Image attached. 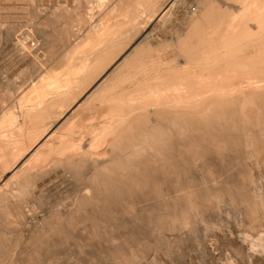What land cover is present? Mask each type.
I'll use <instances>...</instances> for the list:
<instances>
[{
  "label": "bare ground",
  "instance_id": "6f19581e",
  "mask_svg": "<svg viewBox=\"0 0 264 264\" xmlns=\"http://www.w3.org/2000/svg\"><path fill=\"white\" fill-rule=\"evenodd\" d=\"M67 1L68 0H66V2ZM69 1H74V0H69ZM78 1L80 3H83L84 7L83 9L78 11L77 14L79 16L77 17H80V19L83 21H86L87 18H89L90 20V21L88 20L90 24L89 26H87L88 28L86 30V33L83 34L84 42L86 43V45L88 44L90 46H96L99 43L105 44V46L103 45L102 47H99L101 48L99 49V51L101 50V52L98 53V51L96 52L94 51V53H97L95 54L96 55L95 57L90 56L92 59L94 57L93 61L95 65L98 66L104 63L105 61L110 60L113 57L112 56L113 49H110V48H114L117 45L116 43L117 41L115 42L114 38L117 37L116 35H118L117 34L118 32L116 33V35L114 34L111 35L112 32L119 30V28L121 27H128L125 32L121 33V35H123V33L131 34L132 32L134 33V35L130 39L129 44L125 47L127 49L123 50L124 53L121 51V53H123V56L119 54V56L121 57L117 56L119 59L117 58L114 59L115 61L113 60V62L110 63L103 70L102 73H100L92 82H90L87 85V87H85L81 91V93H79L78 97H76L77 98L76 100H74L72 103L69 101L71 105L65 111H63L60 115H58L57 117H53V119L50 120L51 122L49 121L50 124L47 123L49 124L48 127H45V129L42 128L43 132L40 134V136L38 135L39 137L36 143L32 145L27 144L28 146H26L25 148L26 139L22 140L21 142L16 140L13 143L11 142L12 146H9L8 148L5 149V151L1 155L2 159L0 158V160H2L0 162V199H3V198H6L7 196L19 193L20 191L24 192L25 187H27V184L29 182L31 183L32 178L33 179H35L36 177L39 178L40 175H42L46 171L45 169H47L48 167L45 164H43V160H44V157H47V155L50 156L52 152L59 154V152H64L66 150L70 151L69 153H66L65 156H63L62 153L60 155L51 156L50 162L53 163V166L52 165L50 166H52V170L55 167H56L55 170H57L58 164L61 165L64 161L66 162V160H69V162L70 160H76L78 163H80L86 160L87 157L91 158L89 157L92 155L90 152L91 145L99 141L98 139H99V136L102 135V132L104 133L107 132L110 134V137L106 138V139H109L108 147L110 146V150H109L110 152L108 153L109 154L111 153L110 157L108 158L100 157V159H103V160H100L97 155H96L97 158L92 155L94 157L92 158L94 161L93 160H90V161H93L92 162L93 165H96L95 163L102 164V166L100 164L99 165L101 167H104L102 169H107V171L108 169H111V171H114L115 169L122 170V171L131 170L130 175L133 180L137 181V183L148 182L150 181L153 175L158 174V173H161V174L165 173L166 177H164L162 181L166 185L164 189H166L169 193V196L167 198V200H169V205L174 210H171L170 213L168 214L170 223L166 228L168 231L167 232L165 231L166 237L164 236L165 234L164 235L162 234L164 232H161V231L160 232L162 236L170 239L171 240L170 242L174 241L175 244H177V247L179 246L181 250H185V248L190 247L188 246V244H186V242L189 240V237L192 238V236H190L192 234L191 232L193 229H195L198 223H203V226L206 231L213 230L214 227L216 229L217 226L222 225V222H224V217L221 213V207H220L221 204H218V202L219 201L221 202L222 201L221 199L228 197V194L223 195L222 193V191L225 188H227L231 192L230 197L226 198V201H228L231 198L230 199L231 202L233 203L236 202V205L239 204L237 206H240V207L239 208L236 207L235 210L236 212L238 210V213L240 211L243 214V217L245 218V220L248 219L250 220V222H253L251 220H254V219L257 220L256 218L264 217V181H261V179L259 178L257 179L255 176L256 173L259 174V173L264 172V0H201V2L199 0V2L201 3L200 9H202L199 17L196 16V18H192V17H189L190 15L188 16L190 19V22H189V27H187L188 28L187 31H185L186 32L185 36H183L182 37L183 39H181L180 41L176 40L178 41L179 46L181 48L178 50L177 48L174 47V50L177 49L179 52L178 53L179 56L177 55V57H174L175 59H173L174 64L176 66H183V74L181 75L186 76V79L181 81L179 84H181V86L187 85L188 87L187 90L190 92L189 95L186 94L185 96L183 93L184 95L183 97H177L172 100L170 99L164 100L163 102L160 103L161 105H158L156 107L149 106L150 108H148L147 110H143L142 108H144L143 106L145 104V100L149 97V94L151 93V89H152L150 87L151 85L150 82L147 81V83L145 82L143 86H139L133 90V94L136 93L138 95L135 98V100L138 98L135 104H132V101L130 102L131 103L130 104L129 103L130 100H127L125 97H122V96L117 97V102H119L117 104V108L121 111H125V112L129 111V114H127L126 116L124 115V117L118 116L117 118L118 124L101 125L99 126L98 133L96 131L98 128L97 127L98 124L96 126H93V128L95 127L94 132H92L93 130H90L91 136L89 135L90 138H87L89 139L88 141L81 139L83 138L82 136L79 137L75 135L74 136L72 135L73 137H70V138H65V135L62 133L61 135L58 136L59 139L54 144L52 142L51 143L49 142L50 137L52 136V133L56 130V128L60 127L61 125L69 121L68 119L70 115L73 113L74 111L73 109L77 108V105H80L78 104L80 101L90 98L97 90L99 91L100 89H102V87L107 81H109L108 82L109 86H112L116 82V80L120 79L121 77L124 78V76L126 77L128 74V70L123 71L124 69L123 68L120 69L119 68L120 66H123V67L127 66V68H129L130 66L132 67V65L133 64L135 65V63L143 62L142 54L144 53L148 55L152 54L151 48H149L150 44H149L148 38L152 35V32L155 31V28H157L158 26H162L163 24H164L163 26H165V23L167 22V18L171 19L169 15L171 12H173L172 8L174 6L176 7L175 4L179 2V0H112L111 5H109L108 8H105L106 6L104 7V5L106 4L107 0H78ZM2 2L3 1H1V3ZM8 4L9 5L11 4L12 6L11 1ZM95 7L101 10L100 12L97 10L99 13L94 11L99 15L97 17L94 16V19L90 15H88L89 17L86 16L87 15L86 12H88L89 10L93 11ZM144 13H148L149 15V16L147 15L149 19L147 18L148 21L145 22L146 24L142 22L144 18ZM52 15L54 16V14ZM110 18H114L113 22L109 21ZM141 23H143L144 25H141ZM187 23H188V20H187ZM24 35H25L24 36L25 41L23 42L27 44L31 40L30 32L28 34L25 33ZM170 39L171 38H169V40ZM175 39L177 38L175 37ZM160 43L161 42H159V44ZM167 44L169 45V43ZM12 45L14 46L13 55L15 54L19 58V60L17 61L19 65L20 64H25V65L30 64L31 65L34 63L33 62L34 57L32 59L31 54L26 51L25 47L22 44L18 42V43H12ZM145 45L147 46L143 48ZM163 45H160V46H162L163 48L165 47ZM76 47L77 46H72L70 50L68 49L69 52H67L65 55L66 61L69 62L71 66V69L68 67L70 70L64 71L63 73L60 72L58 74L48 73L47 75V73H45L47 76V77L45 76V78H47V80H45L40 85V89L37 91L35 90V92L34 93L32 92V94L30 91L31 95H29V98H31L35 102L34 103L35 105L33 108H32L33 105H31V108L29 106V108L31 109V110L29 109L30 110L29 114L31 116L36 117L38 115L48 114L50 110L53 111L54 105L61 104L62 102L65 101L64 99L67 98V94H66L65 98H61L60 100H57V101H50L51 99L46 100L47 97L45 98V96L47 95L49 91L50 84L56 82L58 85H60V82H67L68 87H69L68 92L71 93L74 91L75 88L72 86V84L73 82H76L77 80H79V73H80V67L71 61L73 57V53H74V48ZM103 48H106V49L102 51ZM165 49L166 48H164L163 51ZM136 50L137 51L139 50L142 53L140 52L141 54L139 53L134 59H132L131 61H128L127 58H129L132 52H135ZM175 52L173 51V54ZM157 54L155 55L157 56ZM159 55L161 56L162 54L159 53ZM156 56H154V58H156ZM169 56L170 55H168V59H169ZM90 57L88 58L91 60ZM158 57L156 59H159ZM164 57H166V55L163 56V58ZM88 58L87 60H89ZM15 59L17 60L16 57ZM165 59H167V57ZM160 60H162V58ZM78 61H77L78 63H81L80 60ZM197 62L198 64H195ZM88 63H87V68H89L90 66V64L88 66ZM14 64L17 65L15 62ZM35 64H37V62H35ZM151 65H154V64H151ZM33 66L35 65L33 64ZM36 67H38V65H36ZM191 68L199 69V71L206 73L209 79L203 86V88L205 87V89L203 88L196 89L194 82H192L188 78V77H191V75H193V77L196 75V71L190 72ZM151 70L153 71V69ZM115 71L116 73L114 74ZM146 71H148V69ZM160 71L161 70H159V72ZM40 73H41V70H40ZM112 73L114 74L113 78L110 77ZM61 74L65 75L64 78L60 77ZM40 75H42V73ZM144 75L148 76L145 73ZM162 75L164 76V74ZM206 75L204 77H206ZM40 78H43V77H40ZM140 79H142V77ZM135 82L137 83L136 80ZM32 84H33V81H32ZM126 86L132 87L131 85H126ZM75 87L77 89L78 86H75ZM122 87L124 86L122 85ZM130 87L128 88L130 89ZM198 87H200V85ZM25 89H29V88L27 87ZM124 90H126V88ZM58 92L62 93V91H58ZM100 92H101V95H103L104 90L103 91L101 90ZM53 94L55 95L56 93L53 91ZM116 94L114 95L116 96ZM47 96L49 97L52 96V93L51 95L49 94ZM25 97H28V96H25ZM1 99L3 100L4 98H1ZM132 99L134 98H131V100ZM112 101H114V99H112ZM7 106H10V105H7ZM24 109L26 108L24 107ZM9 110L8 112H4V113H2V110H1L2 114L0 113L1 114L0 115V136L2 137L3 135L5 136L9 133L16 132L14 131L13 127L11 128L13 124H15V127L18 126L19 128H21L20 123L22 122L21 121L20 123L16 122L17 116L14 113L15 111L11 112ZM19 110H18V113H19ZM103 110L104 109H102V111ZM130 110L134 112H131ZM22 118H25V117H21L20 120H22ZM115 118L113 120H115ZM108 122L110 123V121ZM111 122H113L112 119H111ZM41 125L36 124V125H33L32 127L29 126L31 129L28 131L27 135L31 134L30 137H32V133H34L38 129H41ZM26 128H25V131H26ZM53 135H55V133ZM36 136L37 135H35L34 137ZM101 140H102V137L100 141ZM43 143H50L48 144V154L46 155H44L41 149V145ZM22 149L23 151L20 154L19 158L16 159V162L13 161L15 162V164L12 165V167L9 169L3 168V165H5L11 159L14 153ZM92 150L93 149H91V151ZM107 150L105 148L104 151L107 152ZM31 158H34V160ZM30 159L33 161L29 163ZM107 159H109L108 161H110L108 162L109 164L107 163ZM193 161L199 162V165H200L199 169L201 171L200 173L201 175H198L196 173L190 174L188 173L189 170L185 168L179 169L180 165L187 166V164ZM65 162L62 165L67 166L68 162L66 164ZM143 162H149L148 164H151V165H148L147 167L144 166L146 168V173H147L146 178H142V177L138 178V175L134 174L136 170L135 168L137 167V165H140V163H143ZM196 164L197 165L195 167L197 168L198 163L196 162ZM73 165L76 166V164L74 163ZM61 167H64V166H61ZM94 167H98V166H94ZM138 167L142 168L141 166H138ZM52 170L50 171L47 170V172L49 171L51 173ZM53 172H57V171L53 170ZM137 173L139 174V172ZM157 177L156 176L155 178L153 177V180H152V186L154 188H155L154 185H156V182L160 181V178H157ZM89 179L91 180V178ZM106 179L105 181L103 180V182H106ZM33 181H35L34 182L35 184L36 182L38 184V179L33 180ZM8 182L11 183V186H10V183ZM7 183L9 184L10 188L8 187ZM127 184L128 183L126 182L124 178H120L119 187L117 186L118 187L117 191H119V195H116L113 192L114 190H112V192L109 193L110 195L105 199L111 200V202L114 201L115 199L127 202L126 199L128 197L123 196L124 195L123 193H127V191L129 190V187L127 186ZM95 185L97 186V184ZM100 185L102 184L100 183ZM93 188L94 186H92V190H95L93 194L90 195L87 193L88 196L82 195V198L87 199L90 202H92L91 199H96V198L100 199L102 193L98 194L97 192L96 194V189L95 188L93 189ZM18 201L20 200L18 199ZM81 201L82 200H80L78 203L80 204ZM83 204L81 205L84 206ZM6 209H4V211H6ZM65 213H67V211L62 212V214H65ZM7 214H4V219L9 221L10 219L8 218V216L10 214L9 215ZM77 214L76 216H78ZM72 219H73V216H72ZM177 220H180V223L177 222ZM69 221L71 222L70 219ZM152 221H153L152 217H149L148 222L151 223ZM227 222L229 223V220ZM145 224L146 223H144V226H146ZM2 225H3L2 227H4V224ZM18 226H15V228L16 227L18 228ZM7 227L6 229L8 232V228L10 226L8 228ZM228 227H229V224H228ZM229 228H228L229 232L226 230L227 232L219 233L220 232L219 231L218 233H216L215 231L213 233H215V235L219 237L221 241L226 240L229 242V244H231L235 248L236 250L235 255L237 258L236 260L237 262H234V263L235 264H264V242L263 241L253 242L249 240L244 234V232L242 231V229H240V227L237 225H233L231 226L230 229ZM13 230H15V233H17L16 229H13ZM148 230H151L152 233L154 234L155 232L156 234H160V232L157 233L158 229L156 230L154 226ZM19 231H21V228L19 229ZM164 237H161V239ZM168 239L167 241H169ZM171 244L169 245V243H166V245L170 247L175 245L174 243H171ZM207 244L209 243H206L205 236H203L199 245L203 247L204 254L202 253V255L198 256L199 261L197 260L194 261L192 259L188 260L189 261L188 264H213V262L215 263V259L217 255H215V253L213 252L211 248L212 246L210 247ZM20 248L13 249L11 253L5 252L2 254L1 252L0 260L7 258L8 264H19V262H24L23 259L25 257L22 256L24 251L22 252ZM1 251H4V249H2ZM48 252H43V253L40 251L35 252L34 253L35 255L32 258V260L27 261V262L25 261V262L26 264H48L49 262L47 261L48 263H46V261L44 260V259H47L45 257L48 256L46 255L48 254ZM30 253L28 255H31ZM139 255L140 254L137 252L129 253L128 256L131 257L132 264H133V260H136V263H137L138 258L140 257ZM122 263H123L122 259L115 260V264H122ZM138 263H140V261H138Z\"/></svg>",
  "mask_w": 264,
  "mask_h": 264
},
{
  "label": "rangeland",
  "instance_id": "374dc122",
  "mask_svg": "<svg viewBox=\"0 0 264 264\" xmlns=\"http://www.w3.org/2000/svg\"><path fill=\"white\" fill-rule=\"evenodd\" d=\"M1 1H3V2L1 3ZM1 1H0V99L1 98H4V99L0 100V113H1V110H2V113H4V112H8V110L11 109L9 111H11V112L15 111L14 113L17 116L16 122L20 123V121H21L22 123H20L21 128H19L18 126H16L17 127L16 128L15 124H13L11 126V128L13 127L14 131H16V132L9 133L5 136L3 135V137L0 136L1 137L0 138V158H1L2 153L5 151V149L8 148L9 146H12V143L16 140L21 142L22 140L26 139L27 142L25 141V148L28 145H32V144L36 143L38 140V137L43 132L42 128L45 129V127H48L50 122H51L50 120H52L53 117H57L63 111H65L71 105V103L77 99L76 97H78L79 93H81V91L85 87H87V85L90 82H92L100 73H102L103 70L110 63H112L114 59H116V58L119 59L118 57L123 56V53H124L123 50L127 49L125 47L129 44L130 39L134 35L133 32L131 34L123 33V35H121V33L125 32L128 27H121V28H119V30L112 32L111 35H113V34L116 35L117 32H118L117 34L119 35V37H118V35H116L118 38L117 37H115L116 39L114 38V41L115 42L117 41L116 42L117 45L114 48H110V49H113V55H112L113 57L110 60L105 61L104 63L97 66L94 64V61H93L94 57L96 56L95 54H97V53H94V51L95 52L98 51V53L101 52V50L99 51V49H101L99 47H102L103 45L105 46V44L99 43L96 46H90L88 44L86 45V43L84 42V35L83 34L86 33V30L88 28L87 26H89V24H90V22H89L90 20H89V18H87L86 21H83L80 19V17H77V16H79L77 14L78 11H80L84 7L83 3H80L78 0H76V1L75 0L74 1L68 0L67 2H66V0H45V1L44 0H14V1L13 0H9V1L1 0ZM10 1L12 2V6H11V4L10 5L8 4ZM4 2H6V3H4ZM72 2H73V4H72ZM111 2H112V0H107L104 7L106 6L105 8H108V6L111 5ZM179 2H177L175 4L176 7L174 6L172 8L173 12H171L169 15L171 17V19L167 18V22L166 21H165L166 23L164 22L165 26H163L164 25L163 24L162 26H158L157 28H155V31H153L154 34L152 32V35H151L152 37L150 36L148 38L149 44H150L149 48H151L152 54L151 55H148L145 53L142 54L143 55V62L135 63V65L133 64L132 67L130 66L129 68H127V66H125V67L120 66L119 68L120 69L123 68L124 69L123 71L128 70L127 76L126 77L124 76V78L121 77L120 79L116 80V82L112 86H109V83H108L109 81H107L104 84V86L102 87V89H100L99 91L97 90L90 98L86 99L87 101L86 100L80 101L81 103L80 102L78 103L80 105H77V108L73 109L74 114L72 113L70 115V117L68 119L69 121L64 123L60 127L56 128V130L52 133V136L50 137V140H49L50 143L52 142L55 144L57 142V140L59 139L58 136L61 135L62 133L65 135V138H70V137H73L75 135V136H79V137L82 136L83 138H81V139L88 141L89 139H87V138H90L89 135L91 136L90 130H93L92 132H94L95 127L93 128V126H96L98 124V126H97L98 128L96 130L98 133L99 126H101V125L118 124V121H117L118 116L124 117V115L126 116L127 114H129V111L125 112V111H121L117 108V104L119 103V102H117V97H119V96L125 97L127 100H130L129 103L132 101V104H135V102L138 99L137 98L135 100V98L138 95L136 93L133 94V90L139 86H143L145 84V82L147 83V81L150 82V84H151L150 87L152 89H151V93L149 94V97L145 100V104L143 106L144 108H142L143 110H147L150 107H156L158 105H161L160 103L163 102L164 100H169V99L172 100V99L177 98V97H183L184 95L186 96V94L189 95L190 92L187 90L188 89L187 85L181 86V84H179L181 81L186 79L185 75H181V74H183V66H176L174 64L173 59H175L174 57H177V55L179 53L178 50L181 48L179 46L178 41L183 39L182 37L185 36V33H186L185 31H187V29H188L187 27H189V22H190L189 17H192V18H196V16L199 17L202 9H200L201 8V6H200L201 0H200V2H199V0H181V1L179 0ZM37 3H39V4H37ZM75 7H77V8H75ZM94 9H93V11L89 10L92 13L87 10L88 12H86V14H87L86 16L90 15L91 17H93V19H94V16L97 17L99 15L97 13H99L101 10H99L97 8L95 10ZM105 10H107V9H105ZM94 11H96L97 13ZM53 12H55V13H53ZM51 13L54 14V16ZM147 15H148V13H144L145 19L143 18V21H142L144 24H146L145 22H147L149 19V17H148L149 15L148 16ZM113 19L114 18H110L109 21L113 22ZM187 20H188V23H187ZM143 23H141V25H144ZM80 25H81V27H80ZM6 27H8V28H6ZM24 32L27 34L30 32L31 40L27 44H25V42H23V41H25V39H24L25 33ZM160 33H161V35H160ZM177 33H178V35H177ZM174 35L177 39H175ZM72 37H74V38H72ZM76 38H77V40H76ZM169 38H171V39L169 40ZM176 40H178V41H176ZM18 42L20 44H22L25 47L26 51L31 54L32 59L34 57V59H33L34 63L33 64L35 66H33V64H31L32 66L30 64L29 65H25V64L19 65L18 64L17 61L19 60V58L15 54L13 55L14 46L12 45V43H18ZM21 42H23L24 44ZM159 42H161V43L159 44ZM162 43L165 45H163ZM167 43H169V45ZM156 44H157V46H156ZM170 44H171V46H170ZM160 45H163L165 47L162 48V46H160ZM72 46H77V47L74 48V53H73V57H72L71 61L80 67L79 80H77L76 82H73V84H72V86L75 88L74 91L71 93L68 92L69 87H68L67 82H60V85H58L56 82L50 84L49 85V91H48L47 95H49V94L51 95V93H52V96L49 97L46 95L45 96V98L47 97L46 100L51 99L50 101H57V100H60L61 98H65V95L67 94V98L64 99L66 102L64 101L59 105H54L53 111L50 110L48 114L38 115L36 117L31 116L29 114V111L31 110L30 109L31 105H33L32 108L34 107L35 102L31 98H29V95H31L32 92L34 93L35 90L36 91L39 90L40 85L45 80H47V78H45V76H46L45 73H47V75H48V73L58 74L60 72L63 73L64 71H68L71 69L69 62H67L65 59V55L67 52H69V50L71 49ZM146 46L147 45H145L143 48H145ZM174 47L177 48L178 50L177 49L174 50ZM156 48H157V50H156ZM164 48H166L164 50L165 52L163 51ZM104 49H106V48H103L102 51ZM121 51L123 53H121ZM152 51H154V52H152ZM173 51L174 52L176 51L177 53L175 52L173 54ZM140 52L141 51H139V50L132 52V54L129 56V58H127V60L131 61ZM159 53L162 55L160 56ZM119 54H121V56H119ZM155 54H157V56ZM164 54L166 55L167 59H165L166 57L163 58V56H165ZM175 54H176V56H175ZM168 55H170L169 59H168ZM171 55H173V56H171ZM90 56L91 57L94 56L93 59ZM154 56H156V58L159 56L158 57L159 59L154 58ZM15 57L17 58V60L15 59ZM88 57H90L91 60ZM160 57L162 58V60H160L161 59ZM87 58L89 60H87ZM77 59L80 60L81 63H78L79 61ZM144 59L145 60L147 59L146 60L147 62ZM155 59L159 64L155 61ZM159 60H160V62H159ZM171 60H172V62H171ZM150 61H151V63H150ZM14 62L17 65H15ZM35 62H37V64H35ZM198 62L195 64H198ZM87 63H88V66L90 64L89 68H87ZM163 63H165L166 65ZM151 64H154V65H151ZM172 64L174 65L175 68L173 67ZM36 65H38V67H40V68L36 67ZM42 67L44 68V70ZM135 67H137V68H135ZM155 67H156V69H155ZM180 67H182V68H180ZM184 67H185V65H184ZM119 68H117V69H119ZM34 69H35V71H34ZM147 69H148V71H146ZM151 69H153V71ZM40 70H41L42 75H40L41 74ZM86 70H88V71H86ZM159 70H161L160 71L161 73L159 72ZM116 71L114 72V74L116 73ZM130 71H132V72H130ZM191 71H194V72L196 71V75L194 77H193V75H191V77H188L192 82H194L195 88L196 89L203 88L204 84L209 79L207 77L206 73L201 72V71H199V69H195V68L194 69L191 68L190 72ZM144 73L147 74L148 76L144 75ZM179 73H180V75H179ZM198 73H199V75H198ZM114 74L112 73V75L110 77L113 78ZM162 74H164V76ZM205 75H206V77H204ZM64 76L65 75H62V74L60 75L61 78H64ZM200 76H202V77H200ZM40 77H43V78H40ZM141 77H142V79H140ZM135 80L137 81V83L135 82ZM32 81H33V84H32ZM199 81H200V83H199ZM27 84H29V85L32 84V85H30V87H29V85H27ZM198 84L200 85V87H198L199 86ZM63 85H65V86H63ZM122 85L124 87H122ZM126 85H131L132 87L128 86V87H130V89H129ZM25 86H27L29 89H25V88H27ZM34 86H36V87H34ZM75 86H78L79 88L77 87V89H76ZM22 87L23 88L25 87V88L23 89ZM119 88H121V89H119ZM125 88H126V90H124ZM203 89H205V87ZM24 90H25V92H24ZM101 90L102 91L104 90L103 95H101V92H100ZM119 90L121 93L119 92ZM30 91H31V94H30ZM53 91L56 93L55 95L53 94ZM58 91H62V93H60ZM111 93H113V94H111ZM183 93H184V95H183ZM114 94H116V96ZM25 96H28V97H25ZM24 98H26V99H24ZM131 98H134V99L131 100ZM112 99H114V101H112ZM69 101L71 103H69ZM82 103H83V105H82ZM20 104H22V105H20ZM108 104H110V105H108ZM7 105H10V106H7ZM29 106H30V108H29ZM24 107L26 109H24ZM60 109H62V110H60ZM102 109H104V110L102 111ZM18 110H19V113H18ZM132 110H130V111L134 112ZM99 111H101V112H99ZM21 117H25V118H22V120H20ZM114 118H115V120H113ZM30 119H31V121H30ZM111 119L113 122H111ZM108 121H110V123ZM47 123H49V124H47ZM36 124H40V125L42 124L41 129H38L37 131L32 133V137H30L31 134L27 135L28 131L31 129L29 126L32 127L33 125H36ZM44 124H46V125H44ZM42 126H44V127H42ZM25 128H26V131H25ZM91 128H93V129H91ZM86 131L87 132L89 131V132L87 133ZM54 133H55V135H53ZM35 135H37V136L34 137ZM15 137H17V138H15ZM101 137H102V140L100 141ZM108 137H110L109 133L102 132V135L99 136V139H98L99 141H97V143L91 145V149H93V150L91 151V149H90V152L93 156L96 157V155H97L99 157V159H100V157H104V158L110 157L111 153L110 154L108 153V152H110L109 151L110 146L108 147V145H109L108 140L109 139H106ZM50 143H43L41 145V149H42L44 155L48 154V144H50ZM105 144H106V146H105ZM105 148H106V150L108 149L107 152L104 151ZM22 151H23V149L20 151H16L14 153V155L11 157V159L9 160L10 162L8 161L5 165H3V168H7V169L11 168L12 165L15 164L16 159L19 158ZM69 152H70L69 150H66L64 152H59V154L52 152L50 156L47 155V157H44L43 164H45L49 169L48 168L45 169L46 171L42 174L43 176L40 175L39 178H37V177L35 179L32 178V181H31L32 184L29 182L30 184L28 183L29 185L27 184V187H25L26 186L25 185L24 186L25 189L23 188L25 190L24 192L20 191L19 193L14 194L15 196L10 195V196H7L6 198L0 199V253L1 252H2V254L5 252L11 253L13 251V249L21 247L20 250H22V252L24 251L23 255H22L23 257H25L23 259L24 262L25 261L26 262L31 261L35 255L34 254L35 252L40 251L43 253V252L49 251L48 254H46L48 256L45 257L47 259L49 257V259L48 260L44 259L46 261V263L49 262L48 264H87V263L88 264H115L116 259H122L123 260L122 264H132L131 257H129L128 255L130 252H137L140 254L139 255L140 257L138 258V261H140V263H138V261L136 263V260H133V264H134V262H135V264H145V263L146 264H188V262H189L188 260H190V259H192L194 261L195 260L199 261L198 256L202 255V253L204 252L203 247L200 246L199 243L202 240L203 236H205L206 243H209L207 245H209L210 247L212 246L211 248H212L213 252L215 253V255H217L216 259H215V263L213 262V264H235L234 262H237L236 261L237 258L235 255L236 254L235 248L231 244H229L228 241H226V240L221 241L219 239V237H217L215 235V233H213V232H215V231H216V233H218L219 231H220L219 233L227 232L229 227L231 228V226L237 225L240 227V229H242V231L244 232V234L246 235V237L249 240H251L253 242H260V241L264 242V217L256 218L257 220H255V219L251 220L253 222H250V220H248V219L245 220V218L243 217V214L240 211L238 213V210H237V212L235 210L236 207H238V208L240 207V206H237L239 204L236 205V202H234L235 204L233 202H231V200H230L231 198L229 199L230 201L229 200L226 201V198L230 197L231 192L227 188H225L222 191V193H223V195L228 194V197L221 199L223 202L222 201L218 202V204H221V206L220 205L219 206L221 207V213L224 217V222H222L223 226L219 225L220 227L217 226L216 229L214 227V229H215V230L213 229L214 231L213 230L206 231L204 226H203V223H198V225L195 227V229H193L191 232L192 234L190 236H192V238L189 237V240L188 241L186 240L188 242V243L186 242V244H188V246H190V247L185 248V250H181V248H179V246L177 247V244H175L174 241L170 242L171 241L170 239L165 238L166 237L165 231L166 232L168 231L166 228L170 223V221H169L170 219L168 217V214L170 213L171 210H174L169 205V200H167L169 193L166 189H164L166 185L162 181L163 178L166 177L165 173H163V174L158 173V174L153 175L152 178L150 179V181H148V182L137 183V181L133 180L131 175H130L131 170L130 171L129 170L122 171V170L112 169L114 171H111V169H108V171H107V169H102L104 167H101L102 164H100V163L99 164L101 166L97 163H95L96 165H93L92 162L94 160L92 158H94V157L92 155L89 156L91 158L87 157L86 160H84L83 162H80V163H78L76 160H70V162H69V160H66V162L65 161L64 162H65V164L67 162L69 163V164L67 163L68 167L66 165H62L64 163L63 162L61 165L58 164L57 170H55L56 167L55 168L53 167L54 168L53 170L57 171V172H53V170H52L53 163L50 162L51 156L60 155L61 153L63 156H65V154L69 153ZM93 153H95V154H93ZM107 155H109V156H107ZM31 159L34 160V158H31ZM31 159L29 160V163L31 161H33ZM45 160H47L49 163ZM87 160H89V161H87ZM90 160H93V161H90ZM100 160H103V159H100ZM108 160L109 159H107V163L110 162ZM1 161L2 160H0V162ZM13 161H15V162H13ZM71 162H72V164H71ZM196 162L198 163L197 168L199 169L200 165H199L198 161L190 162L189 164H187V166L180 165L179 169L185 168V169L189 170L188 173H190V174L196 173L198 175H201L200 169H199V171H200L199 172L198 169L195 167L197 165ZM47 163H48V165H47ZM73 163L76 164V166L73 165ZM148 163L149 162H143V163H140V165H137V167L135 168L136 170H135L134 174H137L138 178L139 177L146 178L147 173H146L145 167H147L148 165H151ZM77 164H78V166H77ZM50 165H52V166H50ZM59 165H60V167H59ZM80 165H81V167H80ZM61 166H64V167H61ZM94 166H98V167H94ZM138 166H141L142 168H140ZM138 168H140V169H138ZM47 170H49V171L52 170L51 171L52 174L49 171L47 172ZM103 170H104V172H103ZM137 172H139L140 175ZM116 173H117V175H116ZM44 174H45V176H44ZM96 174H98V175H96ZM127 174H128V176H127ZM263 174H264V172L259 173V174L256 173L255 176L257 179L259 178V179H261V181H264ZM113 175H115V176H113ZM155 176L156 177L158 176L157 178H160V181L156 182V185H154L155 186V188H154L152 186V180H153V177L155 178ZM102 177H103V179H102ZM106 177H107V179H106ZM199 177H201V176H199ZM89 178H91V180ZM120 178H124L126 180V182L128 183L127 186L129 187V190L127 191V193H123L124 194L123 196L128 197L126 199L127 202L120 201L118 199H115L112 202H111V200H106L105 198H107L110 195L109 193L112 192V190H114L113 192L116 195H119V191H117V188L119 187V179ZM36 179H38V184H37V182L35 184L34 183L35 181H33ZM105 179H106V182H103V180L105 181ZM223 179H225V178H223ZM108 180H110V181H108ZM8 183H10V182H8ZM100 183L102 185H100ZM95 184H97V186ZM49 185H50V187H49ZM10 186H11V183H10ZM10 186L8 184L9 188H10ZM92 186H94V188L96 186V188H95L96 194H97V192H98V194L102 193L100 199L99 198H96L97 200L91 199V201L93 203L88 201L87 199L82 198V195L88 196V194L91 195L94 193L95 190H92ZM97 190H99V191H97ZM95 196H97V195H95ZM8 198H9V200H8ZM18 199L20 201H18ZM80 200H82V201L79 204L78 202ZM83 200H85V201H83ZM87 201H88V203H87ZM83 202H84V204H83ZM15 204H17V205H15ZM81 204H83L85 207L82 206ZM85 204H87V205H85ZM77 207H79V208H77ZM81 208H83V209H81ZM4 209H6V211H4ZM166 209H168L169 211ZM65 211H67V213L62 214V212H65ZM166 211H168V212H166ZM7 213H9L11 216ZM80 213H82V214H80ZM92 213H93V215H92ZM4 214H7L10 216V217L8 216V218L10 219L9 220L10 222L4 219ZM76 214L78 216H76ZM71 215L73 216V219L75 221L72 219ZM226 216H228V217H226ZM57 217H59V218H57ZM149 217H152L153 221L151 223L148 222ZM67 218H69L71 220V222ZM33 220H34V222H33ZM88 220H90V221H88ZM228 220H229V223L227 222ZM69 222H70V224H69ZM177 222L180 223V220H177ZM144 223H146L145 225L147 227L144 226ZM149 223H150V225H149ZM227 223L229 224V227H228ZM2 224H4L5 228L2 227L3 226ZM5 224H6V226H5ZM54 224H56V225H54ZM14 225L15 226L20 225V226H18V228L20 227L21 231H19L20 228L19 229L17 227L15 228ZM141 225H143V226H141ZM7 226L8 227L10 226V227L8 228ZM153 226H154V228H156V230L157 229L159 230V231L157 230V233H159L160 231L164 232L162 234L163 235L165 234L164 235L165 237L162 236L161 232H160V234H156V232L154 234V233H152L151 230H148ZM6 227L8 228L9 233L7 232ZM13 229H16V230L18 229L16 231L17 233H15V230H13ZM83 229H85V230H83ZM12 232H14V233H12ZM30 233H31V235H30ZM161 237H164V238L161 239ZM167 239L169 241H167ZM166 243H169V245L171 243H174L175 245L170 247V246H167L168 244L166 245ZM4 247H6V248H4ZM2 249H4V251H1ZM29 253L31 255H28ZM195 258H197V259H195ZM7 260H8L7 258L0 260V264H8ZM45 261H44V263H45ZM24 262H19V264H26V262L25 263Z\"/></svg>",
  "mask_w": 264,
  "mask_h": 264
}]
</instances>
